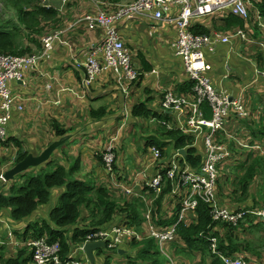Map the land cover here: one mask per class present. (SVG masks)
<instances>
[{
	"label": "crops",
	"instance_id": "1",
	"mask_svg": "<svg viewBox=\"0 0 264 264\" xmlns=\"http://www.w3.org/2000/svg\"><path fill=\"white\" fill-rule=\"evenodd\" d=\"M102 1L108 8L113 10L116 5H124L131 0ZM259 1L262 0H252L255 5ZM52 3L53 8L61 14L62 24L64 23L62 28H68L70 25L75 24L63 36L69 44L63 45L56 42L54 49L50 52V57L42 59L36 69L27 73L25 83H12L13 92L19 96L17 101L23 105L24 109L23 111L15 110L13 112L12 120L8 125V133L22 140L24 146L30 149L31 153L37 155L52 142L61 138L53 131L51 127L52 120H57L63 127L69 128L70 133H68L69 139L67 141L69 146L64 149L59 148L54 154L55 159L59 163L65 164L71 161L70 157L61 158L63 150L69 152L73 157L79 156L82 170L91 173L98 185L107 184L116 192L118 197L122 194L128 201L140 198L146 207L142 210L141 220H143V225L139 228H143L147 232L146 215L150 212L151 222L154 223V212L158 210V206H155L158 197L155 194L154 197L150 195L151 190L148 185L150 177L155 172V166L160 165L161 167L165 161L171 159L175 152L171 153L173 149L169 146L165 151L171 154H166L164 162L156 163L152 161L149 154V146H146L147 139L141 151L130 153V156H133L134 159L127 164L125 162L126 153L122 154L118 150V144L124 139L125 133H131L132 135L134 132L137 134L139 131L143 133L144 128L149 125L153 127L157 135L162 134L160 132L161 126H165L163 123L165 120L155 118L138 119L132 115V107L141 100H148L149 107L159 112L168 113L171 116V121L168 123L171 124L172 128L180 129L178 126L179 121L175 119L176 116L170 111L163 110L160 103L164 92L167 90L187 96L190 92L178 91L179 84L188 78V74L184 70L181 58L175 55L171 45L177 36L176 26L170 23H162L158 27L152 28V23L146 18L133 21L118 20L116 26L122 40L131 49L133 66L139 72V77H143L130 81L123 75H116L112 71H107L99 75L90 86H85V70L77 67V64L83 62L88 49L100 41L103 31L100 28L92 29L85 23L76 24V22L85 14L96 13L101 8V3L99 0H72L67 4H64L62 0H53ZM229 13L228 11L217 12L195 19L192 30L195 25H200L207 26L210 30L209 33L216 31L226 34L234 33L237 29H243L249 35L246 40L241 37H233L230 43L218 44L213 50L206 49L205 57L210 65L208 75L214 86L222 87L235 94L245 85L250 84L249 92L252 91V93L249 96L251 97L252 94L257 96L263 93L262 89L264 88V76L260 74L264 71V30L257 26L255 18L246 20L244 27L234 25L227 30H223L224 17ZM167 45L170 46L169 50L166 49ZM243 46L244 52L241 51ZM229 60L232 61L233 65ZM146 63L151 65V70L145 68ZM153 70L157 73H153ZM98 115L102 116L98 117ZM237 125L238 121L231 119L227 122L226 128L228 130H230L229 127L236 129ZM242 132L244 133L245 130H242ZM184 133L189 134L188 132ZM110 143H113L116 148V165L118 166V172L116 173L118 182L122 183V187H118L114 181L107 178L104 165L99 161V156L101 157V153ZM193 143L194 146L201 149L202 142L193 140ZM232 144L234 145V142ZM10 145L12 147L9 148L15 150L14 160L17 147L13 143H10ZM169 149L171 150L169 151ZM240 149L237 148L238 151ZM238 162L237 158L228 160L226 163V165L228 164L227 171L230 167L236 169ZM10 163H13V161H10ZM7 185V182L4 183L0 179V192H7L2 190V186L7 188ZM123 186L133 187L134 193L131 196H125ZM62 191V188H57L52 192V197L56 196L57 202ZM248 202L252 203V201ZM177 203H179V200L172 192L165 197L163 207L166 215L162 217L163 220L173 214V208L176 207ZM246 205H248L247 202ZM53 207L49 203L39 208V216L36 220L47 219L50 221V211ZM88 214L87 210L83 213L84 223L81 225H90L91 218H88ZM40 215L43 217L40 218ZM195 218V214H188L185 222L190 224ZM120 221L121 223L127 222V215H119L115 222ZM25 226L24 223L16 226L11 225L8 214H0V249L3 248L6 258L16 256L18 249L25 240H22L16 234L11 238H8L5 234H8L7 231L10 229L19 232V230H24ZM133 226L138 228L136 224ZM250 232L255 233V235L262 234V238H264V231H261V233ZM12 233L14 234L13 231ZM69 235L71 236L72 233L70 232ZM69 243H71L70 239ZM131 247L132 243H127L121 249V253L114 251L116 255L113 256V259L109 256L102 259L98 258V255L102 254L98 250L95 252L96 262L97 264H120L122 261L129 260L127 264L131 261L137 264L129 258L133 251ZM73 248L71 246V249ZM254 250L250 252L252 253ZM258 250L252 261L256 263L264 262V243H261ZM251 253L250 256H252ZM135 260L137 261L136 258ZM28 264L34 263L32 261Z\"/></svg>",
	"mask_w": 264,
	"mask_h": 264
},
{
	"label": "built area",
	"instance_id": "2",
	"mask_svg": "<svg viewBox=\"0 0 264 264\" xmlns=\"http://www.w3.org/2000/svg\"><path fill=\"white\" fill-rule=\"evenodd\" d=\"M52 1L43 0L42 6L53 8ZM62 1L67 4L72 0ZM99 1L101 8L96 13L85 14L76 22V24L85 23L92 29L100 28L103 31L100 41L93 44L88 49L85 60L77 64V67L85 70V86H90L99 75L107 71L123 75L130 81L138 79L139 72L133 66V54L122 40L116 22L142 18L148 19L152 23V28L158 27L162 23L176 26L177 36L171 45L175 55L181 58L184 70L193 82L188 96L167 90L160 103L163 110L170 111L177 117L175 119L179 121L178 126L182 132H188L195 141L202 142L204 160L200 169L194 170L185 161V167L182 169L180 153L174 154L172 159L165 161L159 147H149L152 161L156 163L165 161L161 166L165 172L158 171L150 179L148 183L150 189L158 196L167 186V181H170L171 192L178 198L181 208L178 221L164 230H159L151 222L152 217L149 212L146 215L147 236L155 239L160 253L170 262H174L165 245L177 237L179 224L186 220L188 214H195L200 201L211 205L214 222L238 226L239 222L248 214L264 220V208L235 211L219 202L218 188L221 169L229 159L236 157V149L233 148L231 142H234L237 148H250L251 146L247 138L236 136L226 128L227 122L231 119H245L251 116L246 101V91L251 85H245L235 94L222 87L214 86L208 75L210 65L205 57L206 49L213 50L218 44L230 43L233 37H241L246 40L249 35L243 29L226 34L216 31L209 34L196 33L192 30L195 19L225 11L242 19H250L254 15L258 27L264 30V16L261 11L252 0H131L124 5H116L114 12L110 11L102 0ZM74 25L55 29L45 35L42 38L43 49L40 52L26 55L0 54L1 140H7L8 125L12 120L13 112L24 109L23 105L17 101L19 96L13 92L12 83H25L27 73L36 69L42 59L50 57V52L54 49L56 42L68 45L69 42L63 36ZM152 72L157 73L155 70ZM260 74L264 76V71ZM205 103H208L212 110L210 118L205 116L203 108ZM163 123L172 129L170 123L166 121ZM263 146V144H258L255 148L262 150ZM101 156L107 178L114 181L118 187H122L114 170L117 161L114 144L107 145ZM123 193L125 196H131L134 189L123 186ZM142 239H144V235L139 233L135 226L127 222H113L106 228L90 232L86 236V240L70 249V253L66 256L62 255L60 241H51L48 237L28 239L20 247H28L32 250L34 264H91L84 250L86 243L104 241L109 249L118 250L127 242ZM210 242L212 252L218 255L225 264H259L248 261L241 254L234 256L222 254L218 248V238L215 236L210 238Z\"/></svg>",
	"mask_w": 264,
	"mask_h": 264
},
{
	"label": "trees",
	"instance_id": "3",
	"mask_svg": "<svg viewBox=\"0 0 264 264\" xmlns=\"http://www.w3.org/2000/svg\"><path fill=\"white\" fill-rule=\"evenodd\" d=\"M10 9L15 11L17 21L9 18L0 19V54L11 55H26L40 52L43 49L42 38L55 29L62 28V17L60 12L54 8H45L42 6L43 0H0ZM107 2H119V0H106ZM257 8L264 16V0L257 3ZM108 8V7H107ZM116 8V7H115ZM114 12L115 9L108 8ZM248 19L239 18L232 13L224 17L223 30H227L234 25L244 27ZM193 30L198 33H209L207 26L195 25ZM27 40L26 44L24 40ZM127 46V45H126ZM128 47V46H127ZM130 49V47H128ZM131 50V49H130ZM145 68L151 70V65L146 63ZM143 76H138L142 78ZM193 82L188 78L181 82L178 87L179 92H191ZM189 92V93H190ZM263 93L257 96L252 94L251 97L255 100V108L257 113L246 119L245 128L233 129L229 127L230 131L238 135L241 130H248L250 134H246V138L251 137L249 141L251 150L247 154L249 161L242 157V153L236 150L235 154L238 159L236 166V177L234 179L235 187L233 191L224 194L222 187L218 188L219 202L226 206L224 197L231 199L234 207L246 205L257 206L259 203L253 201L252 189L255 188V182L259 174L264 175V155H255V144L261 143L264 145V88ZM148 100L139 101L132 107V115L134 117L149 119L155 118L170 122L171 116L163 111L159 112L147 104ZM261 107V109H260ZM205 116L210 118L212 110L208 103L203 106ZM105 111V109H104ZM102 115H98L101 117ZM173 116V115H172ZM253 116V118H252ZM94 117V116H93ZM233 120V119H232ZM244 124L245 119H235ZM51 127L55 134L61 138L67 137L70 133L69 128L63 127L57 120L51 121ZM162 138L158 141L150 138L146 142V146L157 145L161 148L163 154L169 152L165 151L169 146L172 147L173 152L181 149L186 150V155L180 159L181 164L185 167V162L193 167V169H200L204 153L203 147L194 146V137L190 134H185L180 129H168L167 126H161ZM223 134V132H222ZM0 143L10 144L13 143L17 147V154L13 160V165L22 161L29 153L23 141L8 133L7 140L0 139ZM63 146V145H62ZM60 146V148L62 147ZM234 148H237L236 146ZM58 150V149H57ZM56 150V151H57ZM55 154V153H54ZM53 154V155H54ZM66 158L70 157V162L59 163L53 157L55 168L51 172L45 171V167L50 164L52 157L47 162L37 167V171L32 173L28 171L20 174V179L16 178L10 182L7 192H0V214L7 213L11 225H18L24 223L25 229L16 231L17 235L25 241L28 239H36L41 237H48L51 241H60L62 245V255L66 256L70 253L71 246L77 247L86 240V236L92 232L103 229L113 223L119 215H127V222L131 225H138V229L143 225L141 217L142 210L145 209V203L138 199L128 201L123 195L117 196L107 184L98 185L94 180L95 178L91 173H86L81 168V159L79 156L73 157L69 152H65ZM230 160V159H229ZM100 163H103L102 156H99ZM185 161V162H184ZM228 165V164H227ZM7 169V170H8ZM31 169V168H30ZM6 170V169H5ZM6 170V171H7ZM114 170L118 172V166L114 165ZM155 172L150 177L152 179L158 171L165 172L159 165L155 166ZM227 171L221 169L219 176L223 179ZM1 176V171H0ZM118 179V175L116 173ZM1 179V178H0ZM25 179V180H23ZM97 179V178H96ZM113 185V184H112ZM62 188L63 191L58 198L57 204L50 211L49 220L42 219L36 220L39 216V208L48 205L52 198L53 190ZM261 188H264L263 182ZM151 190V196L154 197V192ZM172 190L171 182L167 181V186L158 195L155 201V206L158 210L154 212V224L159 230L167 229L173 226L179 219L180 203H177L173 208V214L163 220L166 215L163 203L165 197L170 195ZM120 198V199H118ZM247 206V205H246ZM261 206L264 207L263 204ZM88 211V217L91 218L90 225H81L84 222L81 220L83 213ZM196 218L190 224L185 221L179 224L177 237L166 243L167 252L172 256L174 262H170L168 258L163 256L159 250L149 251L148 244H156L155 239L147 236L145 232V239L137 242L132 241V247L136 249L134 255H129L131 260L136 258L135 263L143 264H183L181 259L176 258L180 256L184 258L187 263H191L193 259L199 255L200 259L196 264H225L224 261L218 256L214 255L211 250V243L209 237L215 236L218 238L219 250L222 254L227 256L243 255L248 261L252 262L255 253L250 252L253 250V241L250 231L261 233L264 231V221H260L255 216H248L245 221L240 223V226L233 227L231 225L214 222L211 214V205L200 201L199 206L195 212ZM157 216V217H156ZM43 216L40 215V218ZM160 217V218H159ZM162 219V220H161ZM79 224V222H81ZM142 231V229H139ZM72 233L70 236L69 233ZM67 234V235H66ZM244 237V238H243ZM69 239L71 243H69ZM256 241L258 245L264 243V238H258ZM255 249V248H254ZM100 251H105L100 249ZM250 253L252 256H250ZM136 254V255H135ZM33 253L28 247H20L16 256L7 257L4 255L3 248L0 249V263L1 264H28L32 262ZM178 260V261H177ZM129 264H134L132 261Z\"/></svg>",
	"mask_w": 264,
	"mask_h": 264
},
{
	"label": "rangeland",
	"instance_id": "4",
	"mask_svg": "<svg viewBox=\"0 0 264 264\" xmlns=\"http://www.w3.org/2000/svg\"><path fill=\"white\" fill-rule=\"evenodd\" d=\"M11 18V19H13V20H15V21H17V16H16V14H15V11L14 10H12V9H10V7L9 6H6V3L4 4L2 1H0V19H6V18ZM25 41V44H26V42H27V40L25 39L24 40ZM247 44H249V43H247ZM166 49L167 50H169L170 49V46L169 45H167L166 46ZM240 50V49H239ZM241 51L242 52H244V46L241 48ZM246 53V52H245ZM229 62L231 63V65H233L232 64V61H230L229 60ZM163 68V67H162ZM250 88V87H249ZM249 88L247 89V91H246V101H247V105H248V108H249V112L250 113H253V116L254 115H256L257 113H255V112H253V111H256V108H255V100L253 99V97H250L249 96V94H251L252 93V91H250L249 92ZM260 109H261V107H260ZM253 116H252V118H253ZM246 119L247 118H245V122H244V124L242 123V122H238V125L236 126L237 128H239V129H242V128H245V126L247 125L246 124ZM146 125V124H145ZM163 131V129L161 128V131L160 132H162ZM157 132H155L154 131V129H153V127L151 126V125H149L147 128H144V130H143V133H141L140 131L136 134L135 132H134V134L132 135L131 133L129 134V133H125L124 134V139L123 140H121L120 142H119V147H118V150L123 154V153H126V160H125V162L127 163V164H129V163H131V160L132 159H134V157L133 156H130V153L132 152V151H134V152H136V151H141V149H142V146L145 144V142H146V140L147 139H150V138H153V139H156V140H163V138H162V134L161 133H159V135H157L156 134ZM123 136V135H122ZM236 136H240V137H243V138H246V134H244L243 132H242V130L239 132V134L238 135H236ZM249 142V141H248ZM233 142H231V145L233 146V144H232ZM250 144V143H249ZM238 145H240V144H238ZM69 146V143H65V144H63V146H62V148L64 149V148H67ZM9 147H12L10 144H3V143H0V170L1 169H4V168H8L12 163H10V161H13V155H14V148H13V150L11 149V148H9ZM234 148V147H233ZM171 149H169V151H170ZM250 150H251V148H245V147H243V148H241L239 151L242 153V157L244 158V159H246L247 160V162L249 161V159L247 158V154L250 152ZM65 150H63L62 151V153H61V158H63V159H66V154H65ZM259 152L260 153H258V152H256L255 151V155H264V146H263V149L262 150H259ZM150 154V153H149ZM169 154H171L170 152H169ZM53 157H54V155H52ZM53 157H52V161H53ZM227 165H225L224 166V169L227 171ZM55 168V162L53 161V162H51L50 164H48L46 167H45V171H47V172H51L53 169ZM34 170H36L37 171V169L36 168H31V170L28 172V173H32V172H34ZM137 173V172H136ZM19 177H22V176H18L17 178L18 179H20ZM235 177H236V169H234V167H230L229 168V171H227V173H226V176L223 178V179H220V182H219V184H220V187H222L223 189H224V194L226 195L228 192H230V191H233V189H234V187H235V184L233 183L234 182V179H235ZM21 180V179H20ZM23 180H25V179H23ZM263 182V184H264V175L263 174H259L258 175V178H257V180H256V182H255V188H253L252 189V194H253V197H255V200H252V202L253 201H257L258 203H259V205H261V204H263L264 205V188H261V183ZM7 187V186H6ZM2 190L3 191H7L8 190V188H5V187H3L2 186ZM122 195V194H121ZM224 199V203H226V206H234V204L232 203V201H231V199H229L227 196L226 197H224L223 198ZM51 205H53V206H55L56 205V203H57V198H56V196H54V197H52V199H51ZM145 214V213H144ZM86 215V214H85ZM87 217V216H86ZM89 218V217H88ZM82 221H83V218L81 219ZM38 221H40V219H38ZM82 221L81 222H79V224H81L82 223ZM8 229H9V227H8ZM139 229H142V231L141 230H139ZM138 229V232L139 233H141L142 235H144L145 236V231H144V229L143 228H139ZM11 230V229H10ZM7 231L8 232V234H5V235H7V237L8 238H11V237H14V235L16 234L17 235V233L14 231V230H11V231ZM12 231L14 232V234L12 233ZM256 233H258V232H256ZM15 235V236H16ZM252 239H256V241H258L259 239L258 238H262V234L260 235V234H257V235H255V233H250V235H249ZM244 238V237H243ZM22 239V238H21ZM22 240H24V239H22ZM256 241H253V246H252V248L254 249L255 248V250L253 251L254 253H256L257 251H259L258 249H259V246L260 245H258L257 243H256ZM261 244V243H260ZM131 249H133V251H132V253H131V255H134V253H136V249L134 250V248L133 247H131ZM147 249L149 250V251H156V250H158V248H157V245L156 244H148L147 245ZM114 255H116V252H114V251H110V250H105L104 252H103V254H101V255H98V258H100V259H102V258H105V257H110L111 259H113V256ZM136 255V254H135ZM177 257L176 258H179V259H181V261H182V263L183 264H188L187 263V261L184 259V258H181L180 256H178V255H176ZM134 260H135V258H133ZM199 259H200V257H199V255H197L196 256V258L195 259H193V261L191 262V263H189V264H196L198 261H199ZM174 260V259H173ZM178 261V260H177ZM129 262V260H125V261H122L120 264H127ZM94 264H97V262L95 261V263ZM138 264H143V262L142 263H138ZM178 264H180L179 262H178Z\"/></svg>",
	"mask_w": 264,
	"mask_h": 264
},
{
	"label": "water",
	"instance_id": "5",
	"mask_svg": "<svg viewBox=\"0 0 264 264\" xmlns=\"http://www.w3.org/2000/svg\"><path fill=\"white\" fill-rule=\"evenodd\" d=\"M69 138L63 137L54 142H52L47 148H45L40 154L29 153L22 161L15 164L12 168L7 170L4 174V179L7 182L12 181L16 176L28 171L30 168H36L42 165L43 163L50 160L55 151L65 144ZM180 153L186 155V150L181 149ZM107 243L104 241H96L86 243L84 250L91 264H94L96 261L95 252L100 249H106ZM122 252L121 250L119 251Z\"/></svg>",
	"mask_w": 264,
	"mask_h": 264
},
{
	"label": "clouds",
	"instance_id": "6",
	"mask_svg": "<svg viewBox=\"0 0 264 264\" xmlns=\"http://www.w3.org/2000/svg\"><path fill=\"white\" fill-rule=\"evenodd\" d=\"M255 6H256V5H255ZM256 7H257V6H256ZM251 13H252V12H251ZM252 14H254V13H252ZM239 18H240V17H239ZM251 18H254V15H252ZM251 18H250V19H251ZM257 26H258V25H257ZM165 126H166V125H165ZM167 128H168V127H167ZM168 129H170V128H168ZM172 129H174V128H172ZM245 133H246V134H250V132H249L248 130H246ZM247 139H248L249 141L252 140L251 137H249V138H247ZM258 144H261V143H256L255 146L258 145ZM151 146H157V145H150L149 147H151ZM157 147H158V146H157ZM202 147H203V146H202ZM233 147H235V145H233ZM59 148H60V147H59ZM59 148H58V149H59ZM159 148H160V147H159ZM250 148H252V147L250 146ZM254 148H255V147H254ZM160 149H161V148H160ZM234 149L237 150V148H234ZM255 149H256V148H255ZM256 150H257V149H256ZM258 151H259V150H258ZM55 152H56V151H55ZM162 153H163V152H162ZM176 153H180V150L177 151V152H175L174 154H176ZM174 154H173V155H174ZM173 155H172V156H173ZM180 155H181L182 157H184L183 154L180 153ZM163 157H164L163 160H165V158H166V154H163ZM182 157H181V158H182ZM171 159H172V157H171ZM13 166H14V165H13ZM13 166H12V167H13ZM9 167H10V166H9ZM12 167H11V168H12ZM36 168H37V167H36ZM5 169L7 170L8 168H4V169H2V170H1V176H0V178L3 180L4 183L7 182V181L4 179V177H3L4 174H5V172H6ZM8 170H9V169H8ZM29 170H30V169H29ZM18 176H19V175H18ZM18 176H16L14 179H16ZM14 179H13V180H14ZM13 180H12V181H13ZM10 182H11V181H10ZM10 182H7V183H8V185H7L8 187H9V185H10ZM219 185H220V184H219ZM228 207H229L231 210H235V211L248 210V209H253V208H264V207L261 206V205H257V206H249V205L246 206V205H245V206H240V207H238V208H233L232 206H228ZM248 216L251 217V216H253V215H251V214L246 215L245 218L242 219V220L239 222V226H240V223H242L243 221H245V219H246ZM255 217H256V216H255ZM259 220H260V221H264V220H261V219H259ZM114 222H115V221H114ZM120 222H121V221H120ZM221 223H222V222H221ZM225 224H228V223H225ZM228 225H231V226H233V227H236V226H234V225H232V224H228ZM239 226H238V227H239ZM105 228H106V227H105ZM137 230H138V228H137ZM211 237H214V236H211ZM211 237H209V241H210V238H211ZM144 239H145V236H144ZM142 240H143V239H142ZM142 240H139V241H142ZM134 241H135V240H134ZM136 241L139 242L138 240H136ZM127 243H132V242H127ZM127 243H126V244H127ZM210 243H211V242H210ZM126 244H125V245H126ZM218 244H219V242H218ZM125 245H124V246H125ZM124 246H122V247H121L120 249H118V250H111V249H109L108 247H106V249H104V250L120 251ZM157 248H158V247H157ZM218 248H219V246H218ZM28 250H29V248H28ZM30 250H31V249H30ZM158 250H159V249H158ZM211 250H212V249H211ZM31 251H32V250H31ZM213 254H214V253H213ZM214 255H215V254H214ZM32 261H33V256H32ZM89 261H90V260H89ZM90 263H91V262H90ZM259 264H264V262H260Z\"/></svg>",
	"mask_w": 264,
	"mask_h": 264
}]
</instances>
